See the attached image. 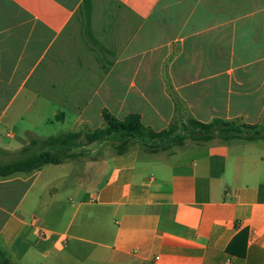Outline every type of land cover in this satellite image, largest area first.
<instances>
[{
    "label": "crops",
    "instance_id": "1",
    "mask_svg": "<svg viewBox=\"0 0 264 264\" xmlns=\"http://www.w3.org/2000/svg\"><path fill=\"white\" fill-rule=\"evenodd\" d=\"M104 111L261 126L264 0H0V149L25 144L26 116L96 129ZM92 145L0 178L11 264H264V139Z\"/></svg>",
    "mask_w": 264,
    "mask_h": 264
},
{
    "label": "trees",
    "instance_id": "2",
    "mask_svg": "<svg viewBox=\"0 0 264 264\" xmlns=\"http://www.w3.org/2000/svg\"><path fill=\"white\" fill-rule=\"evenodd\" d=\"M102 126L90 131L60 133L48 137L29 135L14 153L16 158L0 163V178L17 173L31 174L45 165H57L82 155L84 147L93 143L110 146L116 154L124 153L131 145L139 144L151 153L181 146L186 140L196 143L218 139L221 142H255L264 139V127L215 118L208 123L188 118L173 122L168 128L154 131L143 124L136 113L122 120L107 112L101 114ZM9 152L0 149V155ZM0 264H11L0 248Z\"/></svg>",
    "mask_w": 264,
    "mask_h": 264
},
{
    "label": "rangeland",
    "instance_id": "3",
    "mask_svg": "<svg viewBox=\"0 0 264 264\" xmlns=\"http://www.w3.org/2000/svg\"><path fill=\"white\" fill-rule=\"evenodd\" d=\"M26 117L28 118L29 122L35 126L34 128L35 130L32 131V135L41 137V138L52 136V135H57L60 133H66V132L90 131L93 129V127H96L95 125H97V123H95L94 126L92 125V127H83L79 130H74L72 128L70 116H65L63 120L56 119L54 116H50V115L41 116V122L39 123H37V121H32L33 116H26ZM101 123L102 122H100L99 125ZM261 126L264 127V120L261 122ZM29 135L30 134H26L25 138L27 139ZM95 146L92 145V146L84 147V150L91 151L92 149H95ZM14 152L15 151L0 155V163L8 162V161L15 159L16 155ZM25 176L26 174L17 173L13 175V178H16V177L21 178ZM13 186L15 185L10 182H6L3 184L1 183L0 185V204L3 205V207H7L6 205H8V204H2L3 202L7 201V198H5L7 195H11L10 198L15 199L16 194L11 192ZM0 220H1V216H0Z\"/></svg>",
    "mask_w": 264,
    "mask_h": 264
},
{
    "label": "built area",
    "instance_id": "4",
    "mask_svg": "<svg viewBox=\"0 0 264 264\" xmlns=\"http://www.w3.org/2000/svg\"><path fill=\"white\" fill-rule=\"evenodd\" d=\"M41 234H42V235H44V233H43V232H42Z\"/></svg>",
    "mask_w": 264,
    "mask_h": 264
}]
</instances>
